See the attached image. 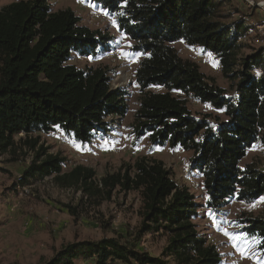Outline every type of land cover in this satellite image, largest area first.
Masks as SVG:
<instances>
[{"label": "trees", "instance_id": "1", "mask_svg": "<svg viewBox=\"0 0 264 264\" xmlns=\"http://www.w3.org/2000/svg\"><path fill=\"white\" fill-rule=\"evenodd\" d=\"M116 16L121 33L142 55L136 83L142 94L135 116L136 139L145 136L155 147L170 146L192 152V169L203 179L210 209L236 199L264 201V171L241 168L258 141L264 148V47L245 54L243 40L255 31L232 0H91ZM264 7V5H262ZM239 15L238 19H232ZM183 41L212 54L233 91L201 72L198 64L180 57L173 45ZM115 37L80 24L70 9L54 12L47 0H23L0 9V156L15 150V138L49 134L57 129L90 144L107 132V119L127 114V93L112 89L106 68L81 70L70 64L75 56L107 54ZM160 87L164 92H153ZM180 92L216 110L226 120L214 127L193 115ZM27 146L35 161L30 178L52 177L65 188L81 191L98 203L114 193L138 191L142 196L141 225L145 234L168 236L160 258L150 257L120 238L63 245L45 264H223V255L203 237L194 222L196 197L180 187L164 164L142 159L133 166L96 180L95 172L76 166L64 172L66 159L50 154L39 139ZM75 215L77 210L69 207ZM244 234L259 242L264 254V209L258 217L241 220ZM136 246V245H135Z\"/></svg>", "mask_w": 264, "mask_h": 264}, {"label": "rangeland", "instance_id": "2", "mask_svg": "<svg viewBox=\"0 0 264 264\" xmlns=\"http://www.w3.org/2000/svg\"><path fill=\"white\" fill-rule=\"evenodd\" d=\"M23 0H0V9ZM54 12L72 10L80 24L93 31L102 30L115 37L110 51L96 58L75 56L70 64L78 69L106 68L111 77L112 89L127 93V114L107 119V132L99 134L90 144H83L74 137L57 129L49 134L27 137L21 134L15 138V150L0 156V264H45L63 245L72 242H99L107 238H120L141 252L153 258H160L168 246V236L160 233L145 234L140 231L142 196L138 191L129 193L117 190L112 200L98 203V200L84 197L81 191L65 188L52 177L42 180L30 178L23 185L25 173L35 161L34 152L27 146L29 139H39L38 146H44L50 154H59L67 161L64 172L76 166L92 169L96 180L133 166L142 159L156 160L164 164L172 179L188 188L195 195L199 208L195 223L200 234L223 255V264H264V254L259 242L243 232L242 219L258 217L264 209V201L247 203L232 200L226 206L210 209L203 189V179L192 169L193 153L170 146L155 147L147 136L136 139L133 133L135 116L140 109L142 94L136 83V72L142 55L134 52L133 42L120 32L117 18L103 10L91 0H47ZM264 0H232L233 6L249 17V25L264 24ZM233 15L232 19H238ZM243 53L252 54L264 47L256 41V28L252 35L243 40ZM181 58L199 65L207 77L233 95L230 83L222 76L219 62L212 55L198 47H190L183 41L173 45ZM153 92H164L160 87ZM186 99L193 115L206 119L213 127L218 121L226 120L224 110H216L209 104H202L192 97L176 92ZM247 165L264 171V148L258 141L247 152L241 168ZM69 207L76 209L74 215ZM225 231L235 237L231 239ZM136 245V246H135ZM175 264L173 259H168ZM77 264H93L79 261Z\"/></svg>", "mask_w": 264, "mask_h": 264}, {"label": "built area", "instance_id": "3", "mask_svg": "<svg viewBox=\"0 0 264 264\" xmlns=\"http://www.w3.org/2000/svg\"><path fill=\"white\" fill-rule=\"evenodd\" d=\"M251 4H253V0H249ZM262 6L261 4H258V6ZM256 28V41L259 43L264 44V24L262 25H255Z\"/></svg>", "mask_w": 264, "mask_h": 264}, {"label": "snow or ice", "instance_id": "4", "mask_svg": "<svg viewBox=\"0 0 264 264\" xmlns=\"http://www.w3.org/2000/svg\"><path fill=\"white\" fill-rule=\"evenodd\" d=\"M225 235H227V236H229L231 239H235V237H233V236H231V234L230 233H228L227 231H225V233H224Z\"/></svg>", "mask_w": 264, "mask_h": 264}]
</instances>
